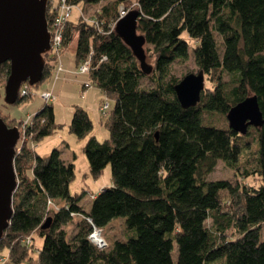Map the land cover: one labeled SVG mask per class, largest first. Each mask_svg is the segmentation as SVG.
I'll return each instance as SVG.
<instances>
[{
  "label": "trees",
  "instance_id": "1",
  "mask_svg": "<svg viewBox=\"0 0 264 264\" xmlns=\"http://www.w3.org/2000/svg\"><path fill=\"white\" fill-rule=\"evenodd\" d=\"M65 1L71 7L59 61L73 42L77 70L89 59L83 74L105 96L98 109L109 137L100 142L90 134L93 123L80 107H74L69 132L87 137L89 174L98 178L108 166L112 185L92 196L86 210L83 194L69 191L73 163L55 148L47 155L36 151L58 128L52 106L45 103L27 119L11 120L26 126L13 158L12 217L0 240L9 264H264V123L242 135L225 117L255 95L264 119V0H136V9H123L124 1L115 0L91 17L84 7L106 0ZM122 10L138 11L137 31L152 67L148 75L113 30ZM56 14L47 7L46 23ZM190 55L204 73V90L196 106L184 109L174 91L180 80L170 67ZM42 57L40 82L50 79L57 62L49 53ZM2 71L7 77V62ZM143 78L151 88L141 86ZM107 102V110H100ZM249 152L253 163L242 175L257 177L259 186L208 180L218 162L238 172ZM74 219L76 231L67 235ZM114 221L122 222L124 238L113 236L102 249L90 242L93 227L102 234ZM35 233L43 242L34 259ZM27 237L30 244L22 245Z\"/></svg>",
  "mask_w": 264,
  "mask_h": 264
},
{
  "label": "rangeland",
  "instance_id": "2",
  "mask_svg": "<svg viewBox=\"0 0 264 264\" xmlns=\"http://www.w3.org/2000/svg\"><path fill=\"white\" fill-rule=\"evenodd\" d=\"M115 0H106L97 5L85 6L84 14L86 17H91L100 7L106 3L114 2ZM123 9H136V0H123ZM71 20L75 21L78 17L77 8L72 9ZM74 42L70 47L66 48L62 54L61 61H57L53 66V72L50 74V79L40 82L37 86L30 87L29 92L31 96L22 102L14 105H6L3 102V88L5 86L6 74L5 71L0 72V117L3 119L6 126L17 127L18 131L22 130V127L13 125L11 120H25L32 112H38L44 105H46L42 98L41 93L47 91L55 96V99L49 102V106H52L54 113V122L58 125V128L52 132L51 135L43 138L37 143V151L41 155L49 154L54 148L61 152V158L64 161L72 162L74 166V180L69 184V191L73 194L82 193L81 205L86 210L88 209L91 197L97 195L104 187L112 185V178L110 173V167H106L98 178H93L89 174L88 162L86 156H84L83 148L86 139H78L76 135H72L69 132V122L72 114L74 113V107H80L87 112L88 117L93 123V129L90 133L94 135L100 142L109 137V133L100 122V118L103 117L98 107L105 96L95 86H91L87 91L82 92V84L88 82L87 75L79 74L76 64L74 62L73 49ZM192 53L191 49H189ZM60 60V58H59ZM150 62V60H148ZM70 70L71 73L65 74V68ZM198 71L196 63L193 61L190 55L184 62L175 61L170 67V74L178 80H181L188 73L195 74ZM64 74V75H63ZM61 75V76H60ZM60 79V80H58ZM152 82L148 78L141 80V86L145 88H151ZM209 86L210 84L207 83ZM110 107L113 106V101L108 99ZM102 116V117H101ZM221 119V118H220ZM218 117L213 116L216 123L220 122ZM35 146V145H33ZM253 163L250 152L244 154L240 159L238 172L230 170L223 162H218L211 174L208 176V180H228L231 183L238 181L244 185H250L253 187L259 186L262 182L257 177H243L245 167L251 166ZM98 181V182H97ZM74 221L68 223L65 227L67 235H72L76 231ZM260 233L261 240H264V224H262ZM126 231L122 222L114 221L112 226L102 232V237L105 243H108L110 239L114 237L124 238ZM232 236V233L229 232ZM33 237V249L31 256L35 259L38 250L41 248L43 239L36 233ZM5 260L0 261V264H9L7 261V250L2 249L0 251V258ZM33 264V263H32Z\"/></svg>",
  "mask_w": 264,
  "mask_h": 264
},
{
  "label": "water",
  "instance_id": "3",
  "mask_svg": "<svg viewBox=\"0 0 264 264\" xmlns=\"http://www.w3.org/2000/svg\"><path fill=\"white\" fill-rule=\"evenodd\" d=\"M47 0H0V66L9 64V74L3 88L4 104L14 105L18 89L24 83L38 84L43 72L44 54L49 52ZM138 11L131 10L116 20L113 28L131 50L143 73L152 70L146 63L145 40L137 31ZM204 90V73H188L174 85L181 108L194 107ZM1 96V93H0ZM228 127L244 134L249 126L261 127L264 123L255 95L231 107L225 115ZM17 127L6 126L0 117V240L12 215V197L17 187L14 155L19 141Z\"/></svg>",
  "mask_w": 264,
  "mask_h": 264
},
{
  "label": "built area",
  "instance_id": "4",
  "mask_svg": "<svg viewBox=\"0 0 264 264\" xmlns=\"http://www.w3.org/2000/svg\"><path fill=\"white\" fill-rule=\"evenodd\" d=\"M47 7H49L51 10H54L57 14L54 16L52 22L50 23V25L48 24V33L50 35V39H49V55L50 57H52L54 60L59 62V54H60V49H61V40H62V27L64 25V22L66 21V19L69 18L70 16V5L66 4L65 0H47ZM126 13L122 10L120 11V17H123ZM102 60H105V58L103 57ZM57 63V62H56ZM56 65V64H54ZM89 71V59L83 61V63L79 66L78 72L83 74V73H87ZM91 86L90 83L88 82H84L82 84V92L86 91L87 88H89ZM18 96L19 97H23V96H27L28 94H30L29 92V85H27V83H24L20 86V88L18 89ZM40 97L42 98V100L46 103H49L51 101H53L55 99V96L52 93H49L47 91H44L41 93ZM108 108V102L107 103H103L100 106V110H107ZM26 122L23 121L19 124L20 127H22V130H19V140L23 139V130L25 128ZM18 126V127H19ZM19 143V141L17 142V144ZM16 144V146H17ZM88 222H90L88 220ZM89 240L90 242H92L95 246H97L99 249L105 248L107 245L102 237L101 231L98 230L97 228L93 227L92 231L89 234ZM31 242V238L27 237L24 238V240L21 242L22 245H29ZM4 260V258H0V261Z\"/></svg>",
  "mask_w": 264,
  "mask_h": 264
},
{
  "label": "crops",
  "instance_id": "5",
  "mask_svg": "<svg viewBox=\"0 0 264 264\" xmlns=\"http://www.w3.org/2000/svg\"><path fill=\"white\" fill-rule=\"evenodd\" d=\"M63 68H65V67H63ZM65 70H66V71H65V72H62V73H65V74H69V73H71L70 70H68L67 68H65ZM63 75H64V74H63ZM60 76H61V75H60ZM58 80H60V79H58ZM32 113H33V112H32ZM37 148H38V147L36 146V151H37ZM37 152H38V151H37ZM38 153H39V152H38ZM39 154L41 155V153H39ZM97 182H98V181H97Z\"/></svg>",
  "mask_w": 264,
  "mask_h": 264
},
{
  "label": "clouds",
  "instance_id": "6",
  "mask_svg": "<svg viewBox=\"0 0 264 264\" xmlns=\"http://www.w3.org/2000/svg\"><path fill=\"white\" fill-rule=\"evenodd\" d=\"M28 85V84H27ZM19 97V96H18Z\"/></svg>",
  "mask_w": 264,
  "mask_h": 264
}]
</instances>
